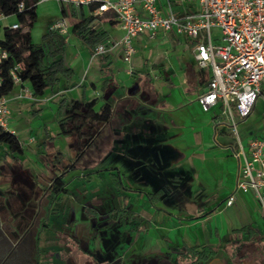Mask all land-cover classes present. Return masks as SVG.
Here are the masks:
<instances>
[{"label": "crops", "instance_id": "crops-1", "mask_svg": "<svg viewBox=\"0 0 264 264\" xmlns=\"http://www.w3.org/2000/svg\"><path fill=\"white\" fill-rule=\"evenodd\" d=\"M166 1L158 0L159 7ZM36 12L37 22L46 21L39 33L35 22L30 34L41 44L64 16L59 0L38 3ZM66 19L64 61L74 76L42 96L25 93L31 91L28 82L17 83L7 95L11 129L24 154L16 163L0 144V181L4 170L12 175L10 166L17 164L52 185L62 174V165L53 163L57 153L65 166L75 162L77 138L60 134V105L97 100V111L107 102L113 115L75 169L64 173L68 193L51 211L46 202L38 225L33 217V245L40 238L36 264L38 259L40 264H186L180 254L196 245L217 250L199 264H256L252 257L235 256L249 243L264 256V209L253 191L236 190V154L264 135V80L251 114L242 119L234 110L235 134L221 104L204 108L199 101L212 69L197 63L196 40L145 32L134 39L127 63L120 44L124 31L113 15L98 16L92 27L106 35L105 56H94ZM14 23V17L2 18L1 30ZM232 195L235 200L227 205ZM246 226L254 228L253 237L239 231Z\"/></svg>", "mask_w": 264, "mask_h": 264}, {"label": "built area", "instance_id": "built-area-1", "mask_svg": "<svg viewBox=\"0 0 264 264\" xmlns=\"http://www.w3.org/2000/svg\"><path fill=\"white\" fill-rule=\"evenodd\" d=\"M43 1L46 0H38V3ZM59 1L76 10L96 6L90 10L94 17L106 13L113 15L124 31L120 44L127 63L132 61L135 53L134 39L145 32L151 37L158 31L175 32L196 40L197 63L201 68L212 69L208 89L199 101L204 108L221 104L233 133L238 134L234 110L245 119L257 104L264 80V0H167L162 7L158 0ZM19 7L22 9L23 4ZM4 17L0 14V20ZM9 27L16 29L19 25L14 23ZM213 28L219 29L220 34L214 33ZM51 29L66 36L70 32L64 17L54 22ZM107 51V46L100 43L93 54L99 56ZM8 58L9 53L2 48L0 38V63ZM11 74L16 84L21 83L17 66ZM2 81L0 76V86ZM25 93L34 96L27 88ZM11 118L8 98L0 95V134H15L11 129ZM236 157L239 160L236 190L253 191L264 209V135L252 138L247 150L241 147ZM234 200L235 197L230 196L227 205Z\"/></svg>", "mask_w": 264, "mask_h": 264}, {"label": "trees", "instance_id": "trees-1", "mask_svg": "<svg viewBox=\"0 0 264 264\" xmlns=\"http://www.w3.org/2000/svg\"><path fill=\"white\" fill-rule=\"evenodd\" d=\"M20 4H23L22 9L19 7ZM61 5L63 16L73 22V33L92 52L98 44L105 42V33L93 30L92 27L97 17L91 15L89 10L87 12L85 7L76 10L73 6L64 3ZM37 6L38 0H0V14L6 17H14L19 25L16 29L4 27L0 32L1 46L9 53V58L0 63V76L3 80L0 86V95L7 96L13 91L16 83L11 70L16 66L21 83L28 82L34 96L44 95L47 89L55 90L61 80H70L74 76L73 70L68 68L64 61L67 45L66 35L50 29L45 36V42L41 44L32 42L30 30L37 20ZM95 7L92 6L90 10ZM96 105L97 100L91 102L85 100L71 101L68 104L60 105L58 111L60 134L66 136L75 134L78 154L73 164L65 166L62 155L57 153L53 163L62 165V174L51 183L52 185L43 183L36 176L33 177V174L23 169L21 165L10 166L12 173L22 172L28 176L30 183L33 184V187H29L28 190L31 199L37 204L33 214V217H36L35 220L39 218V212H37L41 208L39 207V199L43 195V198L49 203V211H51V206L68 193L65 184L62 182L64 173L69 169H75L86 150L90 149L101 135V126L111 119L113 109L110 103H104L98 111L95 109ZM0 144L6 147L7 152L12 155L13 161L16 163L20 161L24 149L16 134L11 132L0 134ZM115 184H118L117 180H115ZM126 213L129 216L133 215L131 212ZM35 227L32 226L30 234L34 233ZM253 229L252 226H246L239 231L252 236ZM34 247L37 255L40 256V238H37ZM216 254L217 250L212 246L196 245L185 248L180 257L186 264H199L210 260ZM37 264H40V259H38Z\"/></svg>", "mask_w": 264, "mask_h": 264}, {"label": "rangeland", "instance_id": "rangeland-1", "mask_svg": "<svg viewBox=\"0 0 264 264\" xmlns=\"http://www.w3.org/2000/svg\"><path fill=\"white\" fill-rule=\"evenodd\" d=\"M41 9L42 6H40V11ZM44 19L38 22L36 21V33L42 31V27L46 21V19ZM212 31L216 34H220V30L217 28H213ZM44 40L45 38L43 36L42 41ZM4 171L6 173L5 180L0 181V220L3 223L2 228L5 234L11 238L13 237L12 239H14V236L11 235V231H13L14 227H18V225L22 227V229H25L31 224L33 221V214L35 212L34 208L36 209L37 204L36 201H33L30 197V192L28 189L29 187L31 188L33 184L30 183L28 176L22 172L18 174L12 173V175L9 172L8 175L7 170L5 169ZM39 204V207L41 208L39 209V218L35 220L36 225H38L39 220H41V218L44 216L43 208L46 204V200L42 197L39 199ZM21 232L22 231H20V234ZM43 246H45V244ZM260 252L262 253V251ZM235 253V256L240 258L243 256L246 259L249 257L254 258L256 264L264 263V256H259L260 253L258 249H256L252 243L239 247L238 251L236 249ZM36 257L37 256L35 253V258Z\"/></svg>", "mask_w": 264, "mask_h": 264}, {"label": "flooded vegetation", "instance_id": "flooded-vegetation-1", "mask_svg": "<svg viewBox=\"0 0 264 264\" xmlns=\"http://www.w3.org/2000/svg\"><path fill=\"white\" fill-rule=\"evenodd\" d=\"M2 225L0 220V264H36L31 228L19 226L11 231L12 239L5 234Z\"/></svg>", "mask_w": 264, "mask_h": 264}]
</instances>
